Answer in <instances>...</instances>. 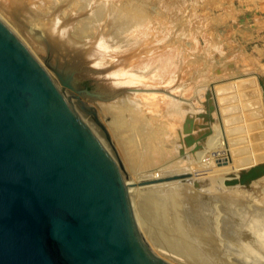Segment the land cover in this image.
<instances>
[{
    "label": "rangeland",
    "instance_id": "1",
    "mask_svg": "<svg viewBox=\"0 0 264 264\" xmlns=\"http://www.w3.org/2000/svg\"><path fill=\"white\" fill-rule=\"evenodd\" d=\"M53 1L0 0V19L44 64L47 62L52 68L64 74H71V79L78 78L88 71L115 67L116 63L112 60L106 61L102 66H96L86 63L77 56L76 49L53 47V40L47 34L52 23L56 22L60 28H68V35L74 41L70 40L71 47L73 44H76L75 47L86 44L93 39V30L97 27V24L94 25L96 21H92L94 17L90 8L72 7L70 0ZM116 1L119 8L124 3L138 6V10L150 16L151 24L158 33H161L157 29L158 22L161 21L166 25L163 43L170 49L172 46L176 47L179 53L181 52L179 58L182 60H180L182 64L179 61L180 70L174 71L172 80L167 77L160 84L163 85L162 87L151 80L143 81L142 84L134 81L115 86L117 90L142 89L143 93L158 90L166 99L176 101L180 111L184 110L183 119L181 118L182 121L175 128L173 139L169 141L173 146L167 144L170 152L166 161H158L153 165H148L144 161L140 162L146 165L137 163V160L133 162L124 147L125 142L129 144L127 137H120L116 133L118 119L115 121L111 116L101 115L99 112L100 105L110 103H96L88 107L90 116L118 154L121 167L128 179L137 180L136 185L133 186L139 188L135 190L139 196L135 205L133 204L132 212L136 209L141 225L145 227L146 224L147 228H151L153 224L157 225L154 222L158 218L155 216L156 210L155 214L151 211L157 203L146 197L148 195L146 193L164 183L172 187L193 179L194 183L199 182L201 188H206L208 180L212 179L219 188L226 187V189L239 190V193L242 192L240 194H246L244 199L242 198V204L234 206L236 209L233 210L228 207L225 212L235 213L237 209L247 211L249 203L255 202L254 199L257 197L264 202V173L245 183L228 184L232 180H238L242 171L264 164V0H115V3ZM89 24L92 25L91 28ZM186 31L190 32L186 35ZM94 38L91 42L95 44L96 36ZM207 43H210L211 47H208ZM154 46L152 44L150 47ZM138 51L125 57L130 56L129 63L142 56L144 51ZM125 69L127 68L121 70ZM142 91L132 92V95L129 94L131 97L128 95L125 98H132L134 94H143ZM221 96L223 100L220 101ZM228 97L229 101L224 99ZM125 98L119 97L117 100H125ZM228 106L232 107L234 113L232 110L229 111L232 123L227 124L224 121L225 114L222 113V107ZM194 114L196 115L193 117ZM231 128L233 130H230ZM234 128L239 129L234 131ZM195 153L200 156V160H197L198 156ZM131 154L133 157V152ZM193 154L197 156L196 160ZM189 156H192L194 164L196 161L207 164L210 158L214 171L208 175L192 176L189 174L191 166L188 168L184 163V167L180 166L182 167L180 169L176 163ZM145 175H153L154 178L150 179V176ZM141 176L144 177L140 178ZM137 177L139 178L136 179ZM254 184L258 187L256 188L258 193H255L256 191L252 193ZM153 201L154 203H151ZM210 202V214L206 226L211 232L212 242H221L223 237L219 233V219L223 211L217 202ZM151 229H153L152 233L147 229L150 235L148 237L155 239L156 229L153 227ZM158 246H161L159 249L164 256L173 261L167 262L169 264H259L230 262L231 259L229 262H183V258L175 252L166 250L160 244Z\"/></svg>",
    "mask_w": 264,
    "mask_h": 264
},
{
    "label": "water",
    "instance_id": "2",
    "mask_svg": "<svg viewBox=\"0 0 264 264\" xmlns=\"http://www.w3.org/2000/svg\"><path fill=\"white\" fill-rule=\"evenodd\" d=\"M129 61L71 79L0 21V264H169L143 243L127 174L88 111L142 90L114 87Z\"/></svg>",
    "mask_w": 264,
    "mask_h": 264
},
{
    "label": "bare ground",
    "instance_id": "3",
    "mask_svg": "<svg viewBox=\"0 0 264 264\" xmlns=\"http://www.w3.org/2000/svg\"><path fill=\"white\" fill-rule=\"evenodd\" d=\"M70 3L72 7L79 6V9H91L92 13H90L94 17L92 21H96L95 23L93 22L94 25L97 24L96 29L93 30V39H90L86 44H81V47L79 45L75 47L76 44H73L71 47L69 43L72 39L68 35V28H60L55 22L49 26L47 33L48 37L53 40L52 44L54 48L76 49L77 56L85 60L86 63H92L96 66H102L106 61L111 60L117 65L123 58L128 57V54H136L135 51L138 50V52L144 51L142 56L129 63L127 69L116 71V80L124 81L114 84V87L118 84L132 83L134 81L142 84L143 81L147 82L146 80L155 81L160 86L167 77L171 80L173 79L172 74H174V71L180 70L182 60L179 57L181 52L179 53L176 47L172 46L170 49L167 47V44L163 43L166 25H163L161 21V23L158 22L159 26L157 29L161 32L158 33L151 24L150 16L138 10V6L136 7L132 3H124L119 8L115 0H70ZM0 21L5 24L1 19ZM90 26L92 25L89 24ZM189 32L186 31V35ZM94 36L97 39L95 44L91 42L95 39ZM190 38L192 39V37ZM152 44L155 46L150 47ZM207 46L211 47V44L207 43ZM183 64L185 65L184 61ZM171 80L169 81L171 82ZM221 97H219L220 101L223 100V97ZM224 99L229 101V97ZM194 107L196 108V104ZM222 110V113L225 114L224 121L227 124L229 122L232 123V116H230L229 112L232 110V107H222ZM99 112L101 115L111 116L115 121L118 119V124L121 123L119 124L120 129L116 121V133L120 137H127L129 144L125 142L124 147L133 162L136 160L137 163L144 161L148 165H153L158 161L161 162L168 159L170 149L167 147V144L173 139L174 130L180 124V121H182L181 118L183 117L182 113H184V110L183 112L182 110L180 111V107L176 101L166 99L158 90H149L147 93L134 94V97L129 99L125 98V100H117L114 103L102 104L99 106ZM111 125L110 123L109 126L111 127ZM238 129L234 128V131ZM230 130H233V128ZM189 137L191 138L192 136ZM171 146L173 145L171 144ZM170 148L174 149L173 147ZM130 151L133 152V157ZM195 154L197 155V153ZM192 156L196 160L198 155L195 156L193 154ZM192 156L187 157L185 160L182 159L183 161L180 160L176 165L178 164L179 168L180 166L184 167V163L188 165V168L191 166L189 174L192 176L208 175L214 171L212 169L214 165L211 163L210 158L207 160L209 161L207 164H202L200 161H196L194 164L192 163ZM199 158L200 156H198L197 160ZM173 164L175 163L173 162ZM142 177L144 176L140 178ZM152 178H154L153 175L150 176V179ZM128 180L132 189L133 207L139 196L135 190L139 188L133 186L136 185L137 180L135 178ZM256 188L258 187L254 184L252 193L257 190ZM152 189L150 192L147 191L146 194L148 195L146 197L156 201L155 204L157 203V206H155L157 209L153 206L154 209L151 210L154 211V214L156 210L157 214L155 216H158V218L155 217L156 220L154 221L157 225L153 224L152 226L156 229L154 237L157 241L152 237H150L151 239L148 237L147 229L149 233L150 231L152 233L153 229H151L152 227L147 228L146 224L145 227L142 226L143 224L141 225L139 214H136V209L133 215L137 231L143 243L156 257L165 262H173L160 251L159 247L161 248V246H158L160 244L166 250L175 252V254L183 258V262H229V259H231L230 262H258L259 264H264L261 263L264 262V202L259 200L260 197L254 199L255 202L252 200L253 203H249L247 211L242 209L238 211L237 209V212L231 213L230 211L225 212L226 208L229 207L233 210L234 206L242 204V198L246 194H240L242 193L241 191L239 193V190L226 189V187L219 188L212 179L208 180L206 188H201L199 182L194 183L192 179L184 184L171 187L164 183L160 187ZM255 193H258V191ZM154 201L151 203H154ZM210 201L217 202L219 208L223 211L222 217L219 219V233L223 237L221 242H212L211 232L206 226L208 215L210 214Z\"/></svg>",
    "mask_w": 264,
    "mask_h": 264
}]
</instances>
